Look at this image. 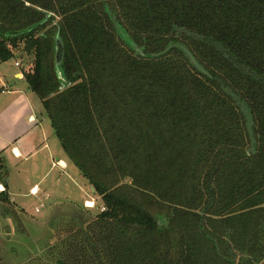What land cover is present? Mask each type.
Instances as JSON below:
<instances>
[{
	"label": "trees",
	"instance_id": "16d2710c",
	"mask_svg": "<svg viewBox=\"0 0 264 264\" xmlns=\"http://www.w3.org/2000/svg\"><path fill=\"white\" fill-rule=\"evenodd\" d=\"M178 43L209 75L180 47L155 56ZM20 52L103 203L92 217L75 207L32 264L259 262L264 0H0V62Z\"/></svg>",
	"mask_w": 264,
	"mask_h": 264
},
{
	"label": "rangeland",
	"instance_id": "374dc122",
	"mask_svg": "<svg viewBox=\"0 0 264 264\" xmlns=\"http://www.w3.org/2000/svg\"><path fill=\"white\" fill-rule=\"evenodd\" d=\"M30 61V56L20 52L16 59L0 62V134L14 136L18 131L25 130L26 126L22 118L24 116L27 118L33 110L37 113L41 111L42 117L47 122L50 121L37 95L29 93L30 90L23 78L24 68ZM15 72L16 77H14ZM25 93L27 99L30 98L32 106L24 100ZM49 138V143L55 144L54 155L67 158L52 129ZM32 166L31 163L23 162L17 169L10 171L7 168L6 176L3 173L0 177V186L2 185L3 188H5L3 182L10 180L8 189L12 193L11 196L4 189L10 201H0V264L44 262L47 259V245L56 238V227L59 228V223L69 221L76 212L75 207L78 206L86 211L88 215L83 214V218L92 217L103 207L101 197L92 190L87 180L70 161L68 167L63 170L59 167L52 168L48 176L41 181L39 180L44 175V169L37 167V170H34ZM45 166L48 167L50 164L47 163ZM57 180L59 184L56 183ZM37 182L39 186H45L50 182L54 184L53 188L48 186L52 192L48 198L43 193L31 195L28 192L29 187ZM87 203L91 204L89 208L86 206ZM56 214L59 216L54 219ZM257 264H264V255Z\"/></svg>",
	"mask_w": 264,
	"mask_h": 264
},
{
	"label": "crops",
	"instance_id": "0c3cea01",
	"mask_svg": "<svg viewBox=\"0 0 264 264\" xmlns=\"http://www.w3.org/2000/svg\"><path fill=\"white\" fill-rule=\"evenodd\" d=\"M16 74L17 73L15 72L14 77H16ZM2 89H4V87ZM30 92L31 91H29V93ZM24 100L31 104L30 98L27 99L26 93L24 95ZM42 114L43 113L41 111H38V113L36 111L34 112V110L30 111L27 118L25 116L22 118L26 126L25 130L23 129L22 131H18V134H15L14 136L0 134V157L6 169L9 168L11 171L12 169H17L18 165L22 164L23 162L31 163V165H33L32 167H34V170H37V167H41L42 170L44 169V175L39 181L46 178L52 168L59 167L60 170H63L67 168L69 164V161L66 157L61 158L57 155H54L55 144L49 143L50 130L52 129L51 124L50 121L47 122L44 117H42ZM49 126L51 128L50 130ZM55 158L56 161L54 162ZM59 161L60 164H58ZM47 163L50 164V166H48L49 169L47 166H45ZM9 181V179L5 180L3 184L5 186L4 189H6L7 192L12 196V193H10L8 189ZM56 183L59 184L58 180ZM48 186L53 188L54 184L50 182V184L45 186H39L38 182L33 183L29 187L28 192H30L31 195L43 193L44 196L48 198L50 193H52ZM33 188L36 189V194L31 192ZM13 199L14 198H12V200Z\"/></svg>",
	"mask_w": 264,
	"mask_h": 264
},
{
	"label": "water",
	"instance_id": "95a60500",
	"mask_svg": "<svg viewBox=\"0 0 264 264\" xmlns=\"http://www.w3.org/2000/svg\"><path fill=\"white\" fill-rule=\"evenodd\" d=\"M57 47H58V49L56 51V60H58V55L60 53V50H59L60 49V46H59L58 43H57ZM174 47H177V48L180 47L184 51V53L186 54L189 62H191V64L193 65V67L196 70L200 71L201 73H203L205 75H209L208 72L203 68V66L194 58V56L192 55V53L190 52V50L186 46H184L182 44H179V43L178 44H171L170 46H168L167 48H165L160 53L155 54V56H159L160 54L166 53V52H168L170 49H172ZM135 50H136V52H139L141 56L144 55L143 52H140V49L138 47H135ZM92 190H94V189L92 188Z\"/></svg>",
	"mask_w": 264,
	"mask_h": 264
},
{
	"label": "built area",
	"instance_id": "2783aa9c",
	"mask_svg": "<svg viewBox=\"0 0 264 264\" xmlns=\"http://www.w3.org/2000/svg\"><path fill=\"white\" fill-rule=\"evenodd\" d=\"M16 65H18V63L16 62ZM58 164H60V161L58 162ZM1 190H4V188H3V186L1 185L0 186V191ZM34 190V188L31 190V192ZM33 194H36L37 192L35 191V192H32ZM88 205V203L86 204V206ZM90 206H88V208H89Z\"/></svg>",
	"mask_w": 264,
	"mask_h": 264
},
{
	"label": "bare ground",
	"instance_id": "6f19581e",
	"mask_svg": "<svg viewBox=\"0 0 264 264\" xmlns=\"http://www.w3.org/2000/svg\"><path fill=\"white\" fill-rule=\"evenodd\" d=\"M32 192H35V190H33ZM87 206H91V204L90 203H88V205Z\"/></svg>",
	"mask_w": 264,
	"mask_h": 264
}]
</instances>
